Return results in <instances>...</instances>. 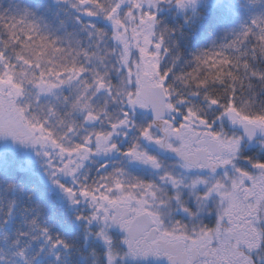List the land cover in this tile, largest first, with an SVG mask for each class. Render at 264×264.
<instances>
[{
    "label": "snow or ice",
    "instance_id": "snow-or-ice-1",
    "mask_svg": "<svg viewBox=\"0 0 264 264\" xmlns=\"http://www.w3.org/2000/svg\"><path fill=\"white\" fill-rule=\"evenodd\" d=\"M0 264H264V0H0Z\"/></svg>",
    "mask_w": 264,
    "mask_h": 264
}]
</instances>
